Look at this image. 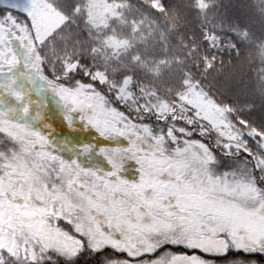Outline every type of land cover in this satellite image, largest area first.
Here are the masks:
<instances>
[{"label": "trees", "instance_id": "trees-1", "mask_svg": "<svg viewBox=\"0 0 264 264\" xmlns=\"http://www.w3.org/2000/svg\"><path fill=\"white\" fill-rule=\"evenodd\" d=\"M46 1L66 22L35 45L39 73L67 89L90 86L104 109L120 113L113 124L126 145H116L118 132L107 129L102 140L91 141L95 135H88L90 141L78 147L91 151L100 144L112 154L128 141L130 147L136 135L153 144L162 128L177 134L190 123L194 130L209 128L180 100L190 87L222 108L230 125L241 116L253 123L264 119V0ZM11 12L17 15L0 7V25ZM122 88L129 99L120 95ZM162 102L169 107L159 109ZM54 117L67 126L58 131L74 139L70 110L62 108ZM209 131L213 134L204 139L212 144L218 131L212 126ZM161 146L162 157L173 158L164 155L171 148ZM20 147L0 131V173ZM31 153L26 158L33 164L38 152ZM75 264L94 262L85 252Z\"/></svg>", "mask_w": 264, "mask_h": 264}, {"label": "snow or ice", "instance_id": "snow-or-ice-1", "mask_svg": "<svg viewBox=\"0 0 264 264\" xmlns=\"http://www.w3.org/2000/svg\"><path fill=\"white\" fill-rule=\"evenodd\" d=\"M93 128L105 137V131ZM194 128L190 123L179 134L171 127L161 130V144L181 150L191 146L208 172L206 179L193 182L191 198L174 169L158 178L164 191L149 196L153 190H146L144 201L158 204L163 219L144 211L139 198L138 207L130 206L114 189L110 197L99 192L102 185H142L139 164L131 179L109 169L99 176L100 185L91 187L70 180L63 187L42 181L27 188L0 173V264H75L85 252L94 264H264V232L249 238V228L232 219L236 210L224 207L225 196L254 197L259 207L248 220L264 229V119L253 123L241 116L227 134L221 125L212 144L204 139L213 134L210 123L209 128ZM31 135L47 151V137L38 131ZM52 158L59 159L61 170L65 165L80 168L75 159L69 164ZM211 216L220 222L218 231L198 224Z\"/></svg>", "mask_w": 264, "mask_h": 264}, {"label": "rangeland", "instance_id": "rangeland-1", "mask_svg": "<svg viewBox=\"0 0 264 264\" xmlns=\"http://www.w3.org/2000/svg\"><path fill=\"white\" fill-rule=\"evenodd\" d=\"M0 7L17 13H9L0 25V131L21 146L13 161L4 164L8 167V170L3 172L4 178L15 179L27 188H31L33 184L40 186L42 181H48L50 184L55 182L63 187L70 180H78L91 187L94 184L100 185L99 176L109 169L122 175L126 174L131 179L136 175L134 169L139 164L142 168V185L132 189H126L122 185H102L99 192L110 197L114 189L122 193V198L127 200L130 206L138 207L139 198L140 202L145 203L144 211L157 219H163L161 209L158 204L145 202L144 195L147 189L153 190L147 193L149 196L164 191V186L159 185L158 178L165 176L169 169H174L173 175L179 173L177 179L189 189L187 197L195 195L191 191L193 182L198 177L206 179L208 172L191 146L184 150L170 147V153L164 155L173 158L162 157L164 151L159 139H153L151 144L140 135H136L130 147L128 141L126 148H115L112 154L106 153V148L100 144L91 151L78 147V144L90 141L88 135H95L91 141L102 140L94 130L93 124L103 131L111 129L118 132L113 122H119L120 113L113 108L104 109L99 94L90 86L78 85L67 89L46 81L39 73L35 45L46 40L66 22V17L61 12L46 0H0ZM98 78L103 80V77ZM123 90L124 88L119 89L120 95L129 99L130 94ZM180 100L195 110V118H200L208 125L210 123L218 132L221 125L225 134L231 131L225 111L208 100L200 90L190 87ZM157 106L159 109H165L169 104L162 102ZM62 108L70 110L72 114L68 121L76 127L74 139L68 140V132L58 131V128H67L54 117ZM90 120L92 123H89ZM35 131L47 137L50 142L46 146L47 151L45 146L31 135ZM144 133L149 136L148 132ZM115 135L116 145H126L119 132ZM31 151L38 152L33 164L26 158L32 155ZM156 153H159V157ZM53 156L62 158L69 164L75 159L80 168L76 165H65L61 170L59 159H53ZM238 180L242 182L243 177L239 176ZM72 199L77 198L73 195ZM224 207L229 212L232 208L236 210L237 214H233L232 219L249 228V238L264 232L258 224L248 220L249 215L259 207V202L254 197L246 193L225 196ZM164 222L170 223L167 220ZM199 223L204 225L205 231L219 230L220 222L215 216L205 217L198 221ZM196 232H199L198 227ZM250 264L256 263L252 261Z\"/></svg>", "mask_w": 264, "mask_h": 264}]
</instances>
